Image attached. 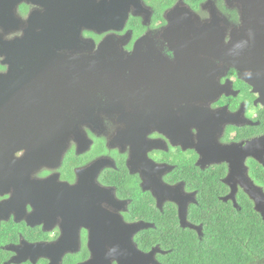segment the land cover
<instances>
[{
    "label": "flooded vegetation",
    "instance_id": "af4514ba",
    "mask_svg": "<svg viewBox=\"0 0 264 264\" xmlns=\"http://www.w3.org/2000/svg\"><path fill=\"white\" fill-rule=\"evenodd\" d=\"M210 210L264 224V0H0V264Z\"/></svg>",
    "mask_w": 264,
    "mask_h": 264
},
{
    "label": "trees",
    "instance_id": "16d2710c",
    "mask_svg": "<svg viewBox=\"0 0 264 264\" xmlns=\"http://www.w3.org/2000/svg\"><path fill=\"white\" fill-rule=\"evenodd\" d=\"M253 216L230 226L228 213L212 210L204 215L201 236L188 228L144 229L136 241L143 250L158 243V264H264V224Z\"/></svg>",
    "mask_w": 264,
    "mask_h": 264
},
{
    "label": "water",
    "instance_id": "95a60500",
    "mask_svg": "<svg viewBox=\"0 0 264 264\" xmlns=\"http://www.w3.org/2000/svg\"><path fill=\"white\" fill-rule=\"evenodd\" d=\"M244 20V19H243ZM244 29L247 28L248 25L246 22H243ZM255 28L253 26H250V45L251 48L255 47ZM243 42H245V39L241 38ZM245 45V44H244ZM245 66V63L239 65V69H242ZM129 232H134V229H126L123 231L124 236L120 235L119 239H114L112 237L113 244L110 246L109 250L102 245L101 240L98 241H92L88 245V249L90 251V258L86 260L85 262L79 263V264H111L110 260H114L115 264H158L157 260L155 259V253L156 251H159L158 247H152L149 251L143 252L139 250L127 237L126 234ZM118 233V232H117ZM119 234V233H118ZM36 246H33L31 248H35ZM55 248L56 250H53L52 248ZM62 246H51V247H44V249L41 250V253L44 254H52L54 256H57V259L59 257V250L61 251Z\"/></svg>",
    "mask_w": 264,
    "mask_h": 264
}]
</instances>
